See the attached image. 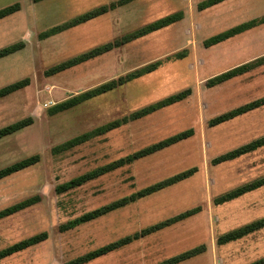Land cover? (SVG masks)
<instances>
[{
  "label": "rangeland",
  "instance_id": "rangeland-1",
  "mask_svg": "<svg viewBox=\"0 0 264 264\" xmlns=\"http://www.w3.org/2000/svg\"><path fill=\"white\" fill-rule=\"evenodd\" d=\"M118 0H0V8L20 2L19 11L0 20V48L23 42L0 58V87L28 77L30 83L0 98V127L27 116L34 122L0 139V168L39 154L40 160L0 179V209L33 195L39 202L0 219V249L47 231L40 243L0 260V264H65L68 260L186 210H200L83 264H156L203 245L177 264H248L264 256V227L234 241L222 233L264 216V185L232 200L216 197L264 176V146L238 158L213 163L228 150L264 135V105L221 124L210 118L264 96V65L208 87L206 80L264 55V24L215 45L204 40L264 14V0H225L203 10L202 0H131L48 37L41 34ZM183 17L133 38L55 74L53 65L106 42L130 35L165 15ZM160 62L156 69L57 113L56 103L106 81ZM186 88L181 101L138 118L133 112ZM119 127L69 149L64 141L115 119ZM194 134L63 193L57 184L182 130ZM185 179L138 198L74 228L59 225L128 196L186 169Z\"/></svg>",
  "mask_w": 264,
  "mask_h": 264
},
{
  "label": "trees",
  "instance_id": "trees-1",
  "mask_svg": "<svg viewBox=\"0 0 264 264\" xmlns=\"http://www.w3.org/2000/svg\"><path fill=\"white\" fill-rule=\"evenodd\" d=\"M34 2H39L42 0H33ZM131 0H118L117 2H113L110 5L106 6L103 5L101 7L95 8L93 10L87 11L77 17H75L74 19H72L71 21L67 22L66 24L62 25V26H55L52 27L51 29L43 32L41 34L42 37H48L50 35H53L57 32H60L62 30H65L69 27L75 26L79 23L85 22L89 19H92L100 14H103L113 8H115L117 5H122L124 3H127ZM225 0H202L197 4V8L199 10H203L206 9L208 7H211L213 5L219 4L221 2H223ZM21 8V3L20 2H14L12 4H9L7 6H4L2 8H0V20L19 11ZM183 17V13L182 12H174L168 15H165L153 22H150L148 24H146L145 26L137 29L136 31H134L133 33H131L130 35H126L124 37H122L121 39H116L114 41H109L106 42L100 46L94 47L88 51H85L77 56H74L72 58H69L67 60H64L60 63H57L55 65H53L52 67H50L46 73L47 74H55L58 72H61L63 70H66L72 66H75L77 64H80L86 60H89L91 58H94L100 54H103L111 49H113L116 46H119L120 44L127 42L133 38L139 37V36H143L147 33L159 30L161 28H164L166 26H169L177 21H179L181 18ZM264 24V14L261 17L258 18H252L250 20L244 21L242 23H239L235 26H232L224 31L218 32L208 38H206L204 40V45L206 47L215 45L217 43H220L224 40H227L235 35H238L250 28H253L255 26ZM24 46L23 42H18V43H12L10 45L4 46L2 48H0V58H3L9 54H12L16 51H18L19 49H21ZM160 64V62H154L149 64L148 66L137 70L135 72H131L125 76H121L118 79H112L109 81H106L96 87H93L89 90H86L82 93L76 94V95H72L70 97H68L67 99L60 101L58 103H56L55 105H53L50 108V113L54 114L57 112H61L67 109H70L76 105H78L79 103L88 100L96 95L105 93L109 90H112L114 88H116L117 86L129 81L130 79L137 77L143 73L146 72H150L154 69L157 68V66ZM264 65V55L256 58L250 62L247 63H243L240 64L238 66H235L231 69L225 70L217 75H214L210 78H208L206 80V86L208 87H212L218 84H221L231 78H234L236 76H239L241 74H244L248 71H251L255 68H258L260 66ZM30 83V79L28 77L26 78H22L18 81L9 83L5 86L0 87V98L9 95L25 86H27ZM192 90L191 88H186L182 91H179L173 95L168 96L167 98L152 104L150 106H146L140 110H137L135 112L132 113L131 118H138L141 116H144L146 114H149L153 111H155L158 108H162L164 106L173 104L175 102L181 101L184 98L188 97L191 94ZM264 105V96L254 99L250 102H247L245 104L239 105L235 108H232L228 111H225L221 114H218L212 118L209 119L208 124L210 126H215L218 124H221L225 121L231 120L239 115H242L244 113H247L251 110L257 109L261 106ZM129 118L124 117L123 119H115L111 122H108L102 126H99L93 130L84 132L82 134H79L77 136H74L66 141H64L63 143L57 145L56 147L53 148V152L54 153H58L60 151H64V150H69L72 148H75L85 142H87L88 140H90L91 138L103 134L111 129H114L116 127H119L121 124L125 123L128 121ZM34 122V118L32 116H27L25 118L19 119L15 122H12L10 124H7L5 126L0 127V139L8 136L24 127L29 126L30 124H32ZM194 134V129L193 128H188L185 130H182L174 135H171L169 137H166L164 139H161L157 142H154L148 146H145L139 150L134 151L133 153H130L124 157H120L116 160H113L109 163L97 166L93 169H90L78 176H75L67 181L61 182L59 184H57L56 186V192L57 193H63L66 192L68 190H71L77 186L82 185L83 183L95 179L105 173H108L112 170H115L119 167L125 166V165H129L131 164L133 161L142 158L144 156H147L149 154H152L158 150H161L163 148H166L176 142H179L183 139H186L190 136H192ZM264 146V135L260 136L258 138H255L249 142H246L236 148H233L231 150H228L216 157H214L212 159V162L217 164V163H221L224 161H228V160H232L235 158H238L240 156H243L247 153H250L252 151L257 150L258 148ZM40 160V155L39 154H33L31 156L22 158L18 161H15L11 164H8L2 168H0V179L4 178L12 173L18 172L20 170H23L35 163H37ZM197 170L196 167H192L189 169H186L182 172H179L175 175H172L168 178H165L163 180H160L158 182L152 183L148 186H145L141 189H139L138 191H135L133 193H131L128 196H124L121 197L119 199H116L114 201H111L107 204H104L102 206H99L97 208H94L92 210H89L83 214H81L78 217H75L74 219L69 220L66 223H61L59 225V230L60 231H65L71 228H74L75 226H77L80 223L83 222H87L90 221L92 219H95L97 217H100L116 208H119L121 206H124L132 201H135L138 198L144 197L146 195L152 194L166 186H169L173 183H176L182 179L187 178L188 176H190L191 174H193L195 171ZM264 185V176H261L259 178H256L250 182H247L241 186H238L228 192L223 193L222 195L216 197L215 202L216 203H223L229 200H232L234 198H237L241 195H243L246 192L252 191L254 189H257L261 186ZM41 199L40 195L36 194L33 196H30L26 199H23L19 202H16L10 206L4 207L2 209H0V219L11 215L15 212H18L28 206H31L37 202H39ZM200 210V207H195L189 210H186L182 213H179L175 216H172L170 218H167L165 220L159 221L157 223H154L152 225H149L143 229H141L140 231L135 232L134 234H129L126 236H123L117 240L111 241L109 243H106L102 246H99L93 250H90L88 252H85L84 254L78 255L70 260H68L67 262H65V264H83L86 262H89L97 257H100L104 254H107L119 247H122L142 236L151 234L153 232H156L160 229H163L167 226H170L186 217H189L195 213H197ZM264 227V217L258 218L254 221H251L243 226H240L236 229L230 230L228 232L222 233L221 235H219L218 237V242L223 244V243H227L230 241H234L237 240L239 238L244 237L247 234H250L256 230H259L261 228ZM49 233L47 231H42L39 233H36L32 236L26 237L20 241L14 242L13 244H10L9 246H6L4 248L0 249V260L8 257L14 253H17L21 250H24L30 246H33L37 243H40L44 240H46L48 238ZM205 249V246L200 245V246H196L192 249L186 250L184 252H181L179 254H176L172 257H169L163 261H160L156 264H177L183 260H186L190 257H193L197 254H199L200 252H202ZM248 264H264V256L261 257L260 259H257L253 262H250Z\"/></svg>",
  "mask_w": 264,
  "mask_h": 264
},
{
  "label": "crops",
  "instance_id": "crops-1",
  "mask_svg": "<svg viewBox=\"0 0 264 264\" xmlns=\"http://www.w3.org/2000/svg\"><path fill=\"white\" fill-rule=\"evenodd\" d=\"M159 19V18H158ZM264 217V216H263Z\"/></svg>",
  "mask_w": 264,
  "mask_h": 264
}]
</instances>
